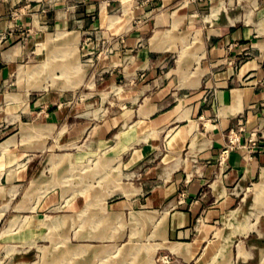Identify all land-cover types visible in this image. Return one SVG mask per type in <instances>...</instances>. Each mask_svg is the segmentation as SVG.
<instances>
[{
    "label": "crops",
    "instance_id": "0c3cea01",
    "mask_svg": "<svg viewBox=\"0 0 264 264\" xmlns=\"http://www.w3.org/2000/svg\"><path fill=\"white\" fill-rule=\"evenodd\" d=\"M100 27L121 35L123 56L115 52L110 60L115 62L119 55L118 62L126 63L125 80L130 84L141 76L136 89L109 80L124 104L97 124L100 148L109 145L106 136L111 130L122 127L105 151L108 157L123 145H132L121 151L104 174L121 173L120 184L108 185L103 195L95 194L100 197L96 200L82 195L58 203L55 191L50 190L39 200L52 185L45 177L51 169L47 165L34 176L35 153L24 151L22 145L35 138V144L49 148L45 141L52 132L59 131L62 137L67 127L74 128L78 138L90 124L84 120L91 119L87 113L96 109L78 104V96L67 92L68 87L28 92L25 88L16 91L23 99L11 101H6L7 92L0 93V145L10 141L4 150L0 148V223L13 212L0 228V241L11 242L0 243V264H79L77 257L81 264H103L115 255L122 257L119 262L133 264L132 257L140 255L135 252L131 257L123 244L114 243L127 235L128 220L154 221V236L162 225L161 242L148 246L178 243L176 250L163 245L167 251L161 258L169 256L173 263L181 259L186 264L210 263L227 234L213 238L206 230L224 212L238 210L249 196L248 188L252 189V206L262 197L264 209V0H0V79L6 80L14 70L17 74L20 64L14 62L28 53L32 38L36 54H41L52 48L51 42L41 46L50 34L65 32V38L72 33L71 40L79 43L83 34ZM170 60L174 66L193 68L166 71ZM76 76L79 84L82 75ZM154 83L156 88L150 90ZM71 117L76 119L69 126ZM230 128L239 131L242 146L221 156ZM148 129L154 133L142 136ZM121 130L127 131L126 139L119 142ZM137 136H142L141 141L133 139ZM65 140L60 145L69 143ZM62 154L71 153L56 156ZM106 160L97 158V171V163ZM24 182L23 197L14 199ZM54 207L76 210L81 217L75 231L78 242L63 254L38 243L72 217L68 212L39 213ZM259 209L255 221L248 220L251 227L236 239L234 251L225 260L230 264H264ZM40 227L43 230L36 233ZM64 240H68L66 234ZM99 241L106 245L99 248ZM143 251L140 264H156L155 253Z\"/></svg>",
    "mask_w": 264,
    "mask_h": 264
},
{
    "label": "rangeland",
    "instance_id": "374dc122",
    "mask_svg": "<svg viewBox=\"0 0 264 264\" xmlns=\"http://www.w3.org/2000/svg\"><path fill=\"white\" fill-rule=\"evenodd\" d=\"M16 14L17 12L15 11L13 15ZM54 30L55 28H52L47 31ZM66 34L67 33L65 32H59L56 34L53 33V35H48L41 46H45L48 44V42H51L49 43V46L52 45V48H46L44 51L42 50L41 54H36L35 50L37 51V45H35V41L32 38L27 44V47L29 46L27 48L28 53L21 59L14 62V64H20L17 69L18 77L16 70H14L7 76L6 80L0 79V93L7 92L6 101L23 99L22 93L16 91L24 92L25 88L28 92L30 89H44L48 86L49 88L55 89L56 87L61 86L63 88L68 87L67 92H74V94L78 96V104L85 105L88 110L96 109V112L94 113H87V115L91 116V119L85 118L84 120L86 122L90 121V124L85 129L83 134L78 136V138L75 136L74 128L67 127L68 130H64L62 132L64 134L67 132L66 140H69L67 145H60L61 139L65 140L64 134H62L61 137V132L56 130L52 132L51 138H49L48 141H45L46 144H49V148H46L45 146L43 148L39 145V143L35 144V142L38 140L35 138L29 139L30 141H27V144L22 145L24 151L28 153H35L34 160L32 162L35 173L34 176L38 175L40 171L47 165H49V169H51H47L45 171V177L51 179L49 185H52H50L46 192H43L39 200H41L44 194L50 190L55 191L53 196L57 197L58 203L74 201L76 200L77 196L82 195L87 197L88 200H96L100 197L95 194L101 193L103 195V192L109 188L108 185L120 184L122 177L121 173L117 175H111L107 173L105 176L104 174L107 172L106 170L110 169L108 168L110 164L121 155V151L127 150L132 145H123L120 152L108 157L109 154H107L105 151L108 150L110 145L115 143L116 139L114 138V133L122 127L117 126L111 130V132H109L106 136V140L110 142L109 145L100 148L99 142L97 140V124L108 115H112V109H118L119 106L124 104L123 98L119 96L117 89L113 88L112 85L109 84V80H111L117 86L128 85L126 87L131 86L132 89H136L135 87L139 82L138 78H141L140 75H137V82L136 79L133 78L129 84L123 76L124 68L127 67L126 63L123 60L118 62V57H120L119 55L115 56V62L110 60L112 57H114L112 55L115 52L120 51L122 53L121 55L123 56L124 48L121 47V43H123V41H121V35H114L106 29L100 27L97 28L96 31L83 34L81 39L79 38L78 43V40H71L72 33L68 34L65 38H62ZM38 35L41 37L42 34L40 33ZM195 37L196 36H194V38ZM66 42L68 43L66 44ZM188 42L189 41L187 37H184V44L187 45ZM58 46L65 47L61 48ZM54 47L57 48L53 50ZM27 49H25V51H27ZM175 55L176 54L173 53L174 57ZM169 63V66H166L164 70L167 71L168 69L174 68L175 72H181L188 67L190 69L193 68V65L174 66L172 65V60H170ZM22 64H24V66ZM20 66L21 68L19 69ZM37 66H39V71L35 73V76L30 77L29 71H31L32 68H36ZM193 70L195 71V69ZM25 75L26 78L24 77ZM76 75H82V80L79 84H77L78 80L74 79L77 78ZM110 76L115 80H112ZM125 81H127V83ZM62 82H64V84H60ZM156 86L157 83H154L151 87H149V89H155ZM2 105L3 102L0 100V106ZM75 119V117H71L68 120V125L72 126ZM126 132V130H121L117 134L119 142H122L126 139ZM153 133L154 132L151 129H148L142 136H147L149 138ZM142 136H137L133 139L138 138L139 141H141L140 138ZM134 141L137 142L136 140ZM8 142L10 141L2 143L0 148L4 150L7 147ZM62 152H69L71 154H62L56 156V153ZM98 157H101V160H107L105 162L97 163V171L96 160ZM17 164L20 165V163ZM26 185L27 182H24L20 194L15 196L14 199L17 200L23 197V190ZM262 189L263 186L259 187L257 190V198L261 195V193L259 194L258 191H262ZM251 190V188L247 189L249 196L245 199L244 203L238 208V210H228L226 213L224 212L222 216H220L218 220L213 223V226H210V229L206 230L209 237L220 238V236L222 237L225 234H227V236H225L226 242L222 243L221 245L220 252L213 257V260L210 263L205 262L203 264H219L220 262L229 259L230 254H232L234 251V243L236 239L241 237L247 228L251 227V224L248 223V220L251 222L255 221V212L256 209L259 208L254 207H260V215L257 217H259L261 226L264 227V209L261 208L263 201L262 197H260V199H256L254 206H252V200L250 197V194L252 193ZM34 197H36V195H34ZM34 197H32V201H34ZM37 197H39V195H37ZM75 211L76 210H70V208L67 210L66 208L60 209L57 207L49 208L44 212L40 211L39 213H47L51 215L61 212H68L72 217L67 220L65 226L53 230L51 237L38 240V243L47 247L48 250H56L58 252H62V254L64 249L74 246L78 242V240L75 238V231L77 229L78 222H81V217L79 219ZM148 212L155 214L156 216L160 215V212H151L150 210H148ZM12 213L13 212L10 211L7 213L5 218L0 223V228L5 226L6 219L10 217ZM148 217L152 218L154 216L148 215ZM154 224V221H148L146 224H140L134 220L131 222L128 220V223L124 227L127 235L123 236L120 240L114 241L115 245L120 246L123 244V250L127 251L128 254H132L131 257L135 254V252L140 255L138 257H132L134 262L133 264H140V261L143 260V250L146 249L153 255L156 248L159 246L162 247H159L154 255L156 264H186V261L182 259L179 261H174L175 263H173L171 262L172 258L169 256L163 258L160 256L167 251L166 247L176 250L174 247L178 243L165 244L163 242L164 244L148 246L150 243L161 242L160 236L158 234L161 235L162 233V225L157 228L159 231L157 232V236H154L152 235L155 229ZM40 230H43V227L36 228L35 232L37 233ZM247 232L250 233L252 230H247ZM65 234L68 236L67 241L64 240ZM10 236L11 235H9V237ZM1 242L11 243L9 241H0V243ZM221 242L218 244V246L221 244ZM96 243L99 244V248L106 245V242L103 241ZM215 253H217V250ZM219 255L222 257L219 258ZM121 258L122 257L120 255L109 256L107 259L103 260L102 263L107 264L112 261H116L118 264H125V262H119ZM76 261H79V264H81V257H77ZM126 263L128 264V262ZM189 264L195 263L190 261ZM223 264H230V262L225 261Z\"/></svg>",
    "mask_w": 264,
    "mask_h": 264
},
{
    "label": "built area",
    "instance_id": "2783aa9c",
    "mask_svg": "<svg viewBox=\"0 0 264 264\" xmlns=\"http://www.w3.org/2000/svg\"><path fill=\"white\" fill-rule=\"evenodd\" d=\"M241 145V138L238 130L230 128L227 134L226 144L221 152V156H225V154L232 149L238 148Z\"/></svg>",
    "mask_w": 264,
    "mask_h": 264
},
{
    "label": "bare ground",
    "instance_id": "6f19581e",
    "mask_svg": "<svg viewBox=\"0 0 264 264\" xmlns=\"http://www.w3.org/2000/svg\"><path fill=\"white\" fill-rule=\"evenodd\" d=\"M38 72V71H37ZM35 71H29V75H31V76H35ZM40 73V72H39Z\"/></svg>",
    "mask_w": 264,
    "mask_h": 264
}]
</instances>
